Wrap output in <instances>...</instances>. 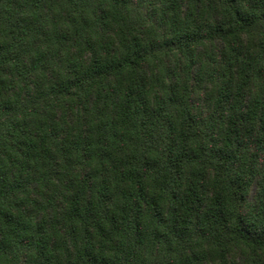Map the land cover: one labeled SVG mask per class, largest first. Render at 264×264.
Wrapping results in <instances>:
<instances>
[{
	"label": "trees",
	"instance_id": "trees-1",
	"mask_svg": "<svg viewBox=\"0 0 264 264\" xmlns=\"http://www.w3.org/2000/svg\"><path fill=\"white\" fill-rule=\"evenodd\" d=\"M0 264H264V0H0Z\"/></svg>",
	"mask_w": 264,
	"mask_h": 264
}]
</instances>
